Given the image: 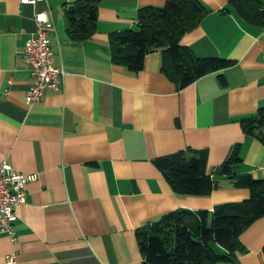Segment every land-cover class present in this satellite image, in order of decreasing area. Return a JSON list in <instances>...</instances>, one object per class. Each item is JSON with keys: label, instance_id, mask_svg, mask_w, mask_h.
<instances>
[{"label": "crops", "instance_id": "0c3cea01", "mask_svg": "<svg viewBox=\"0 0 264 264\" xmlns=\"http://www.w3.org/2000/svg\"><path fill=\"white\" fill-rule=\"evenodd\" d=\"M72 1L0 0V162L38 174L17 208V240L0 234V264L12 251L15 264H144L139 232L164 213L250 196L217 172L237 144V171L264 178V142L242 124L264 105V27L243 20L229 0H201L210 12L182 43L236 64L182 87L163 71L162 50L135 72L115 62L110 48L113 31L137 26L141 6L167 0H102L96 32L81 41L68 31ZM41 9L54 19V64L66 76L30 104L22 53ZM190 148L207 150V170L218 181L210 194L175 191L154 161ZM241 241L246 249L218 264H264V216Z\"/></svg>", "mask_w": 264, "mask_h": 264}, {"label": "trees", "instance_id": "16d2710c", "mask_svg": "<svg viewBox=\"0 0 264 264\" xmlns=\"http://www.w3.org/2000/svg\"><path fill=\"white\" fill-rule=\"evenodd\" d=\"M102 0H74L66 5L69 35L85 40L97 30ZM236 13L246 22L264 27L262 0H229ZM210 9L201 0H167L165 5H144L138 9L136 27L110 34L112 58L132 71L144 68L146 56L163 52V71L180 86H186L212 70L236 64L232 58L199 56L182 43L183 36L196 28ZM222 82L226 78L221 74ZM244 129L264 142V105L257 113L245 117ZM173 189L193 195H207L218 184L208 172L205 149H181L154 159ZM243 162L241 146L218 168L235 183L250 189V196L222 202L210 210L180 207L164 213L139 232L144 264H218L233 261L246 249L241 241L243 231L264 216V178L239 173Z\"/></svg>", "mask_w": 264, "mask_h": 264}, {"label": "built area", "instance_id": "2783aa9c", "mask_svg": "<svg viewBox=\"0 0 264 264\" xmlns=\"http://www.w3.org/2000/svg\"><path fill=\"white\" fill-rule=\"evenodd\" d=\"M38 4L44 0H22ZM36 28L27 40L22 57L29 65L31 84L26 92L30 104L42 101L47 90L59 89L65 79L64 68L54 64L49 30L54 26L51 11L38 10L35 14ZM38 177L37 173L16 170L8 161L0 162V234H8L12 241L17 240L15 221L17 208L26 201L27 184ZM16 263V252L6 256V264Z\"/></svg>", "mask_w": 264, "mask_h": 264}]
</instances>
